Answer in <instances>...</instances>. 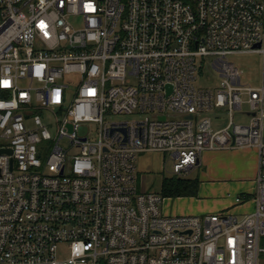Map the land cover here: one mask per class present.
Returning a JSON list of instances; mask_svg holds the SVG:
<instances>
[{"label": "built area", "instance_id": "1", "mask_svg": "<svg viewBox=\"0 0 264 264\" xmlns=\"http://www.w3.org/2000/svg\"><path fill=\"white\" fill-rule=\"evenodd\" d=\"M246 52L264 55V0H0V264H264V78L228 59ZM248 147L249 212L169 214L139 188L140 153L182 174Z\"/></svg>", "mask_w": 264, "mask_h": 264}, {"label": "rangeland", "instance_id": "2", "mask_svg": "<svg viewBox=\"0 0 264 264\" xmlns=\"http://www.w3.org/2000/svg\"><path fill=\"white\" fill-rule=\"evenodd\" d=\"M228 59L230 62H234L238 69L242 71V81L245 84L248 83L255 87L262 86L264 78V55L262 53H232L228 56ZM199 63L201 64V72L198 73V79L195 84L198 86H215L218 74L211 66L210 57L201 58ZM217 114L218 116L216 117ZM214 115L215 128L225 125L229 121L228 114L223 110H217ZM236 120L246 121L245 118H241L240 116H237ZM89 125L91 131H93L95 125ZM68 131H73V126L70 123L68 124ZM61 144L67 146L68 142L64 139ZM255 150V148L248 147V149L234 148L233 150L218 149L217 151H203L200 163L184 171L182 175L193 178L198 177L201 181L206 179V182L200 185V188L203 185L202 190L204 193L198 196L208 208L217 207L214 209L218 210L222 209V207L225 208L227 205L230 207L235 202L238 194L249 192L253 186L252 182L257 175V169L252 165L253 160L251 159V155L255 154ZM75 152V149L71 151V153ZM136 164L139 188L141 190L147 189L159 192L163 178L171 176L173 172V161H171L170 155L167 152L140 153L138 154ZM207 186L209 188L205 192L204 189ZM181 203V200H177L175 197L171 199L165 197L161 206L164 211L166 210L171 214H175ZM250 209H253V206ZM233 211H236V209ZM262 245H264V238L262 239Z\"/></svg>", "mask_w": 264, "mask_h": 264}, {"label": "crops", "instance_id": "3", "mask_svg": "<svg viewBox=\"0 0 264 264\" xmlns=\"http://www.w3.org/2000/svg\"><path fill=\"white\" fill-rule=\"evenodd\" d=\"M251 159L253 160L252 165H254L255 169L258 170L257 167H258L259 158H258V153H257L256 150H255V154L251 155ZM255 178H256V176L253 179V182H252L253 183V186L250 189V191L249 192H241L242 194H249L250 192L251 193L254 192V190H255L254 189L255 188ZM204 182H206V179H204L203 181L200 180V185H201V183L204 184ZM200 185H199V189H198L199 190V194L198 195L201 196L204 192L202 190L203 185H202L201 188H200ZM208 188H209V186L205 187V189H204L205 192L208 191ZM197 196H191V195H189V196H179V197H175V199H177V200L180 199L181 202H182L179 205L180 206L179 209L176 210L175 213L176 214H205V212H216V211H220L221 208L218 209V210L217 209H214V208H217V207L208 208L207 205H204V201H202L201 199H199L200 197L199 196L197 197ZM167 198L168 199H171V197H167ZM232 205L230 207L233 210L236 209L237 212H249L250 210H252V209H250V207L253 206V208H254V204L251 201L250 202H247L246 204H243L241 206H237L235 208H233ZM246 205H248V206H246ZM228 207L229 206L227 205L225 208H228ZM222 209H224V207H222ZM248 209H250V210H248ZM166 212H169V211H166Z\"/></svg>", "mask_w": 264, "mask_h": 264}, {"label": "trees", "instance_id": "4", "mask_svg": "<svg viewBox=\"0 0 264 264\" xmlns=\"http://www.w3.org/2000/svg\"><path fill=\"white\" fill-rule=\"evenodd\" d=\"M183 174V173H182ZM182 174L174 173L169 177H164L161 188L164 197L197 196L199 194L200 179L198 177H186Z\"/></svg>", "mask_w": 264, "mask_h": 264}, {"label": "water", "instance_id": "5", "mask_svg": "<svg viewBox=\"0 0 264 264\" xmlns=\"http://www.w3.org/2000/svg\"><path fill=\"white\" fill-rule=\"evenodd\" d=\"M258 46H259V45H258ZM4 151H5V152H7V151H8V152H12V151H11L10 149H8V148H7V149H0V152H4Z\"/></svg>", "mask_w": 264, "mask_h": 264}]
</instances>
